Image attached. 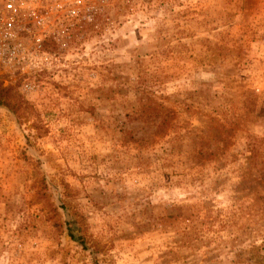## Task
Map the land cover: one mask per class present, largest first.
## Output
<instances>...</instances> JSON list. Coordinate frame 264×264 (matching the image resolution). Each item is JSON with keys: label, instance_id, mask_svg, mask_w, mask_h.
Wrapping results in <instances>:
<instances>
[{"label": "rangeland", "instance_id": "rangeland-1", "mask_svg": "<svg viewBox=\"0 0 264 264\" xmlns=\"http://www.w3.org/2000/svg\"><path fill=\"white\" fill-rule=\"evenodd\" d=\"M58 16L0 47V264H264V0Z\"/></svg>", "mask_w": 264, "mask_h": 264}, {"label": "built area", "instance_id": "built-area-1", "mask_svg": "<svg viewBox=\"0 0 264 264\" xmlns=\"http://www.w3.org/2000/svg\"><path fill=\"white\" fill-rule=\"evenodd\" d=\"M92 0H1L0 1V47L7 51H16L11 45L18 34L25 28L24 19H30L39 29L48 30L49 20L53 14L69 22L91 18ZM60 19V16H58ZM42 38L36 40L35 51L42 52Z\"/></svg>", "mask_w": 264, "mask_h": 264}, {"label": "trees", "instance_id": "trees-1", "mask_svg": "<svg viewBox=\"0 0 264 264\" xmlns=\"http://www.w3.org/2000/svg\"><path fill=\"white\" fill-rule=\"evenodd\" d=\"M9 97V98H7ZM20 102V103H18ZM21 100L18 99L15 96H9V90L0 88V106L6 107L11 111H16V105L15 103L21 104Z\"/></svg>", "mask_w": 264, "mask_h": 264}]
</instances>
